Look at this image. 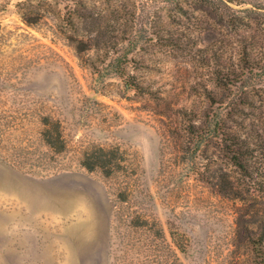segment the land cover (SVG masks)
I'll return each instance as SVG.
<instances>
[{
    "label": "rangeland",
    "instance_id": "374dc122",
    "mask_svg": "<svg viewBox=\"0 0 264 264\" xmlns=\"http://www.w3.org/2000/svg\"><path fill=\"white\" fill-rule=\"evenodd\" d=\"M239 229L264 236V0H0V264H256Z\"/></svg>",
    "mask_w": 264,
    "mask_h": 264
},
{
    "label": "trees",
    "instance_id": "16d2710c",
    "mask_svg": "<svg viewBox=\"0 0 264 264\" xmlns=\"http://www.w3.org/2000/svg\"><path fill=\"white\" fill-rule=\"evenodd\" d=\"M42 123L45 127L42 135L46 144L53 151H57L59 153L64 152L66 149V145L61 131V124L59 122L55 123L47 117L43 119ZM119 155V148H93L91 151H88L85 154L82 165L90 172L99 169L107 178H111L126 169L124 166V158H118ZM236 159L237 163L240 164L241 159L238 157ZM244 232L245 233L242 234V231H240L239 229L238 236H248L247 239H250V244L253 247L252 254L256 260L255 263L264 264V236H262L259 242H255L253 239H255L256 234H250L251 232L249 229H245ZM249 235L253 236V238H251V236L249 237ZM158 264H160V262Z\"/></svg>",
    "mask_w": 264,
    "mask_h": 264
}]
</instances>
